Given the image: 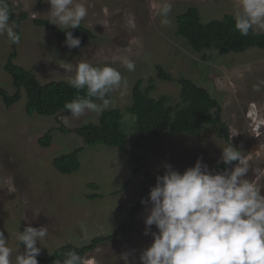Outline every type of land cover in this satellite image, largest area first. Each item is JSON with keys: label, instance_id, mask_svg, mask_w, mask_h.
Segmentation results:
<instances>
[{"label": "rangeland", "instance_id": "374dc122", "mask_svg": "<svg viewBox=\"0 0 264 264\" xmlns=\"http://www.w3.org/2000/svg\"><path fill=\"white\" fill-rule=\"evenodd\" d=\"M11 1L17 12L29 15L21 24V44L16 45L15 62L31 69L41 82L74 76L75 65L81 61L97 66L111 64L121 71L126 84L113 91L104 110L121 109L126 149L133 153L105 144H85L75 132L59 130L61 125L66 126L65 118L69 121L66 127L73 129L84 122L98 121L102 111H87L79 118L71 113L28 115L25 91L20 101L10 107L0 97V230L9 239L14 256L24 250L16 237L28 224L48 226V236L42 245L38 242L42 249L39 256H47L68 242L83 246L94 237L110 236L140 203L130 232L101 242L85 256L93 264H141V252L153 242L151 234H144V220L151 206L141 203L150 193L144 185L145 173L162 175L166 163L182 173L201 157L212 168L221 163L222 147L230 144L243 153L252 169L264 172V86L260 92L253 91V84L264 79V48L224 55L214 51L204 60L202 55L206 51H193L176 34V18L189 7H198L203 20L208 21L225 13L234 15L237 0H81L89 11L82 23L92 29L95 37L77 53L60 44L51 29L34 23V19L49 20L51 6L47 0ZM165 2L173 6L167 25L162 24L158 15L159 7ZM129 21L134 22V28L129 27ZM13 50L6 35L0 36V87L10 93L15 91V86L5 64ZM120 57L134 60L135 71L122 67ZM157 64L173 79L156 78L155 89L150 93L153 97L165 93L177 103L178 79L189 77L220 99L223 120L235 136L221 138L209 126L196 135L166 133L138 143L135 117L127 106L133 85L142 80L145 88L150 78L156 76ZM69 68L72 71H67ZM48 130H53V141L47 147L39 143V138ZM82 146L80 169L71 174L60 173L53 159ZM136 157L142 161L138 174L135 171L140 164ZM248 178L264 191V175L250 171ZM93 193L100 195L91 198L89 195ZM81 224L85 231H81ZM151 231H157L154 225ZM39 264L44 263L39 261Z\"/></svg>", "mask_w": 264, "mask_h": 264}, {"label": "clouds", "instance_id": "9594fccd", "mask_svg": "<svg viewBox=\"0 0 264 264\" xmlns=\"http://www.w3.org/2000/svg\"><path fill=\"white\" fill-rule=\"evenodd\" d=\"M47 2L51 6L49 22L62 30L80 27L89 14L81 0ZM172 7L170 2L159 7L162 24L170 23ZM10 18L8 0H0V36L6 35L10 44L20 45L21 35ZM234 19L235 29L242 36L264 29V0H237ZM129 27H135L133 21H129ZM65 44L69 49L79 48L81 38L66 31ZM119 62L128 71H135L134 60L120 57ZM74 70L75 75L67 83L77 92L86 90V94L75 96L64 108L76 118L87 111L99 113L106 109L109 94L126 84L121 71L111 64L97 66L81 61ZM262 86L264 79H259L253 84V91L260 92ZM63 122L69 124L66 118ZM233 136L229 129V138ZM220 161L228 166L223 171L210 170L202 157L182 173L170 163L164 165V173L157 175L149 198L141 200L142 204L151 205L144 220V234L153 237L151 245L140 254L141 264H264V191L248 178L250 171L261 175L264 172L252 169L233 144L222 147ZM153 225L155 232L151 231ZM80 227L85 231L83 224ZM48 232L46 225L28 224L16 237L24 250L14 256L9 239L0 230V264H39L37 257L42 249L38 242L42 245ZM62 264L93 261L69 251Z\"/></svg>", "mask_w": 264, "mask_h": 264}, {"label": "trees", "instance_id": "16d2710c", "mask_svg": "<svg viewBox=\"0 0 264 264\" xmlns=\"http://www.w3.org/2000/svg\"><path fill=\"white\" fill-rule=\"evenodd\" d=\"M44 1V0H41ZM11 9L10 22H13L15 31L22 34L21 24L28 19V12H17L13 2L8 0ZM38 26H45L54 32L57 41L72 53H77L88 40L95 37L91 28L81 23L75 29L62 30L49 22L48 19H34ZM177 36L183 38L187 45L195 52L203 53L204 60L208 59L212 52L221 55L229 53H241L251 48H264V32L256 31L248 36H242L235 29L234 15L225 13L219 18L203 20L200 9L196 6L189 7L176 18ZM66 31H71L74 36L81 38V47L69 49L66 44ZM5 64V70L12 76L15 91L8 92L0 87V97L7 107L19 102L22 91L26 95V112L28 115H67L70 112L64 108L66 102L72 101L77 95H85V91L77 92L67 83V79L50 80L41 82L31 69H26L15 62L17 57L16 45ZM156 76L151 77L149 84L143 88L142 80H138L132 87L131 102L127 106L130 114L134 115L136 122L135 138L138 143L148 138H159L166 133L172 134H199L205 128L212 126L219 137L229 139V128L223 120V107L220 99L215 97L209 89L199 85L189 77L182 76L178 79L180 85V100L175 103L169 94H161L153 97L150 93L155 89L156 78L172 80V75L161 64L156 65ZM113 92L108 99L112 98ZM59 130L68 133L75 132L80 135L85 144L117 147L123 152L133 154L126 149L127 134L123 129V113L119 108L103 110L98 121L84 122L73 129L61 125ZM53 141V130H48L39 138L43 146H50ZM82 147L63 152L53 159V165L62 174H71L81 167L80 154ZM140 166L135 173L141 172V159L136 157ZM234 164L236 162H233ZM228 167L223 162L214 164L210 170L223 171ZM155 175L145 173L144 185L147 190L156 183ZM94 187L98 185L92 183ZM128 182L125 184V187ZM93 193L91 198L99 196ZM141 208V204L135 205L127 214L125 220L110 236H97L89 244L78 246L71 242L57 247L47 256H38L37 259L44 264H62L65 254L75 251L81 255L95 250L98 245L114 237L125 235L133 229L134 219ZM25 227L22 228V231ZM23 245V244H22Z\"/></svg>", "mask_w": 264, "mask_h": 264}]
</instances>
